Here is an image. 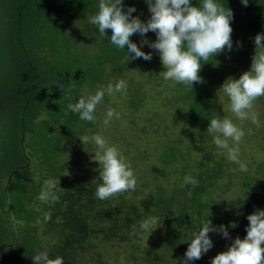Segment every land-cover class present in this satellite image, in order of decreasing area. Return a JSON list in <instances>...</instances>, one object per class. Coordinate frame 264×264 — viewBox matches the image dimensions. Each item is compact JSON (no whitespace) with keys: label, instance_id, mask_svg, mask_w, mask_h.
Wrapping results in <instances>:
<instances>
[{"label":"trees","instance_id":"1","mask_svg":"<svg viewBox=\"0 0 264 264\" xmlns=\"http://www.w3.org/2000/svg\"><path fill=\"white\" fill-rule=\"evenodd\" d=\"M99 2L0 0V264H33L32 257L44 251L50 258L63 257L64 264H83L93 237L103 234L106 239L124 238L123 230L133 229L141 234L145 231L141 222L151 217H158L162 225L160 241L168 255L165 264L182 261L193 232L208 219L213 227L228 226L232 240L209 233L213 248L189 263L211 264V259L226 251L237 236H246L247 216L256 209L264 210V162L251 165L257 169L255 174L248 166L237 182L236 163L216 154L219 148L206 131L211 119L223 117L217 97L222 78L239 79L250 70L254 38L264 33V0H248L247 6L241 0H217L233 12V48L203 64L199 75L204 83H194L193 91L183 84L173 88L175 103H181L179 122L185 126L163 144L160 164L153 168V188L138 204L121 207H114L112 200L106 206L104 200L97 199L92 178L65 175L82 156L81 150L68 145L69 141H80L95 126L73 114L68 105L81 97L86 99V90L96 92L98 86L114 83L113 79H126V73L143 75L150 68L143 72L139 69L154 63L159 53L143 45L142 51L152 53L151 61L131 59L127 48L119 49L111 43V30L101 36L98 27L88 21L97 14ZM201 2L193 0L196 6ZM123 3L125 11L135 7L134 17L143 22L150 18L145 0ZM131 39L140 46L141 39L154 42L156 34H135ZM130 81L128 107L138 111L146 93L134 78ZM161 96L165 99L159 112L169 99L164 93ZM103 102L108 103L107 95ZM255 103L264 106V97ZM187 140L197 142L202 156L199 160L192 161L190 149L184 148ZM84 151L89 155V150ZM177 163L182 166L181 178L174 184L162 183L159 178H167L169 168ZM186 174L198 179L199 186L186 184ZM140 179L132 191L135 196L142 195L149 185ZM46 181H58L63 190L57 193V201H42L37 208ZM227 191L229 199L223 196ZM46 214L51 220L45 221ZM6 215L10 219L14 215L24 226L15 230ZM97 223L102 225L100 229L95 227ZM104 223L116 228L106 229ZM45 237H51L47 244ZM138 251L139 246L134 245L131 256ZM154 256L159 257H149Z\"/></svg>","mask_w":264,"mask_h":264},{"label":"clouds","instance_id":"2","mask_svg":"<svg viewBox=\"0 0 264 264\" xmlns=\"http://www.w3.org/2000/svg\"><path fill=\"white\" fill-rule=\"evenodd\" d=\"M151 13L147 22H143L132 13L135 7L124 10L123 0H100L98 12L90 18V23L98 27L101 36L111 30L110 41L119 49L127 48V55L131 59L142 58L151 61L152 53L142 51L143 45L159 53L164 71L159 74L163 79L171 81L170 86L183 84L190 91L193 85L204 83L199 75L204 63L210 62L215 56L225 50L233 48L231 21L233 12L217 0H202L200 6L193 4V0H145ZM247 6L248 0H241ZM154 32L156 40L141 39L140 46L134 43L131 37L139 34L141 37ZM255 55L252 58L250 70L243 72L239 79L229 77L220 89L230 99L231 111L240 121L250 120L257 127L260 126L258 113L254 111V103L264 97V33L254 38ZM261 50L258 54L256 50ZM131 54V55H129ZM114 93L127 94V84L124 80L107 86H98L94 95L86 99L81 97L77 102L68 105L73 114H79L83 121L94 122L95 111L104 97ZM121 114L109 108L104 120L105 126L113 119H120ZM207 133L213 137L217 148L227 150L228 159L239 165L240 171L247 172L248 165L241 161L239 144L245 137L244 130L232 120L213 118L207 127ZM82 144L94 142L99 151L95 155L98 162L99 180L95 196L103 201L116 198L124 193L135 191L137 178L131 164L120 152L117 146L110 145L108 140L99 134L92 137L79 138ZM229 141L232 144H229ZM185 183L192 187L199 186V180L194 176H186ZM63 190L51 181H46L39 195L41 201H57V193ZM191 195V193H189ZM14 224L22 225L13 215ZM45 221L51 220L46 214ZM249 221L246 236L241 239L237 236L226 251L218 253L211 259V264H264V210L256 209L247 216ZM160 223L158 217H151L142 221L140 227L150 233ZM235 227V224L231 225ZM209 233H219L223 238L232 240L228 226L213 227L211 220L193 232L188 248L182 258V264L200 260L210 249L213 241ZM33 264H64V258L57 256L50 258L47 251L40 252L32 257Z\"/></svg>","mask_w":264,"mask_h":264},{"label":"rangeland","instance_id":"3","mask_svg":"<svg viewBox=\"0 0 264 264\" xmlns=\"http://www.w3.org/2000/svg\"><path fill=\"white\" fill-rule=\"evenodd\" d=\"M90 21V18L89 20ZM92 25V24H90ZM93 48H96L95 43H93ZM146 67L150 70L145 71L143 75L133 74L131 72L126 73L124 81L127 84V94L114 93L112 96H107L108 103L102 102L99 104L95 111L96 119L94 121V128L92 133L88 135L92 137L93 135L99 134L106 138L110 145L117 146L120 152L126 157L127 161L131 164L134 174L137 178V183L143 178L145 182L149 185L145 188L144 193L139 196H135L132 191L124 193L123 198L120 196L108 200H104L106 206H108V201L112 200L115 202L114 207L123 206L124 204L129 205L131 203L138 204L140 199L148 194V192L154 186L155 171L153 168L160 164L159 158L162 153V146L167 141V138L173 139L178 134L177 130H180L185 124L180 121L179 109L181 103L178 105L174 101V87L170 86L171 81H165L159 73L164 71L160 56L155 59L154 63L140 68L139 71L143 72ZM136 73V72H135ZM130 78H134L135 82H139L143 85V91L146 93L145 99L142 107L138 111L130 110L128 107V102L131 96L128 94L129 88H132ZM228 78H222V81H226ZM115 85L120 79H113ZM117 81V82H116ZM168 84L169 86H167ZM222 86H220L221 88ZM218 89L217 97L220 102V110L222 114L221 119L228 118L233 121L237 126L241 127L245 132V137L243 141L239 144L240 159L246 162L249 167L251 165L264 162V106L254 103V111L258 113V118L260 126L257 127L250 120L240 121L234 113L231 111L230 99L223 92L222 89ZM164 93L169 99L166 100V106L159 110V105L165 99L162 95ZM95 92L86 90L84 92L85 97L89 95H94ZM109 108L115 109L121 114L120 119L113 118L107 126L104 124L106 118V113ZM149 119H152L149 120ZM160 126V127H159ZM159 130V133H155V129ZM173 129V130H170ZM197 142H191L187 140L184 143V148L190 149V157L192 161L199 160L202 156L198 148ZM231 145L232 142L229 141ZM71 148H76L82 151V156L80 163L74 168H67L66 176H75L77 174L88 176L93 179V183L97 186L101 181L99 180L100 167L97 161H95V155L99 151L94 142L87 144H82L81 140L74 142L69 141L68 144ZM84 150H89V155H86ZM216 154L227 156V150L220 149L217 150ZM228 157V156H227ZM238 169L234 170L237 174L236 181L238 182L239 174L243 172L240 171L239 165L236 164ZM181 163H177L175 167L169 168V172L166 177H161L159 180L162 183L174 184L179 175V169H181ZM255 167L250 169V173L255 174ZM257 170V169H256ZM185 177L188 174L184 175ZM167 180L169 182H167ZM185 180V178H184ZM6 183V182H5ZM56 184H59L56 181ZM232 189V185L230 190ZM229 190V191H230ZM229 191L225 192L223 195L225 199L230 198ZM119 199V200H118ZM42 201H38L36 204L37 208H40ZM117 204V205H116ZM39 205V206H38ZM114 216H116V211H114ZM112 212H110L111 214ZM9 222L14 225L15 230L21 229L24 224H14L12 219L6 215ZM110 219V218H108ZM18 220V219H17ZM104 228L114 229L110 224L107 226L104 223ZM41 226V224H40ZM101 224H95V227L100 229ZM151 233L145 230L141 234H136L134 229L131 231L123 230L124 238L117 236L113 238L106 239L105 235H96L91 239L90 249L85 254V260L83 264H165L164 261L167 260V254L164 252L166 246L160 241V236L162 235V225L158 224ZM51 240V237H45L44 244H47ZM134 245L139 246V251L131 256L133 252ZM170 253V251H169ZM150 254L159 257L150 258ZM144 257L146 258L144 260ZM190 263V262H189ZM176 264H182L180 259L177 260Z\"/></svg>","mask_w":264,"mask_h":264}]
</instances>
